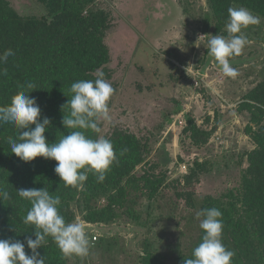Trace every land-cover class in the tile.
Instances as JSON below:
<instances>
[{"label":"trees","instance_id":"trees-1","mask_svg":"<svg viewBox=\"0 0 264 264\" xmlns=\"http://www.w3.org/2000/svg\"><path fill=\"white\" fill-rule=\"evenodd\" d=\"M37 1L43 8L41 14L22 15L11 0H0V54L9 48L15 53L0 65L7 69V75H0V106L8 105L21 85L34 83L37 89L28 95L36 99L41 121L44 117L50 119L44 135L49 143H55L71 131L61 121L68 113L67 108L62 111V105L71 96L73 82L94 80L97 70L103 71L114 88L108 102L110 110L117 91L107 44L114 14L108 0ZM207 7L209 36H227L229 7H244L264 20V0H207ZM207 51L202 71L211 66L220 70ZM252 55L245 47L240 55L230 57L229 63L232 67L246 65L254 58ZM236 111L249 113L245 133L255 147L238 157L236 178L217 195L201 194L193 187L207 170V161H196L183 180L170 183L167 172L149 159L151 148L143 134L120 126L105 131L103 121L98 133L88 130L86 135L111 140L117 161L110 166L103 182H97L89 173L82 186L66 187L54 171L57 161L38 156L24 162L12 153L8 138L15 139L18 130L12 124H0V188L9 193V199L0 202V239H35L34 226L23 222L31 203L21 198L17 190L46 188L51 195L59 196V212L66 222L77 221L76 208H80L86 212L87 225L113 223L122 213L148 225L156 218L162 202H168L166 206L177 220L178 230L179 221L186 220V229L180 228L185 244L160 247L154 240H145L140 264H184L185 258H192V251L204 234L196 213L212 207L222 212V243L235 252L231 264H264V78L244 92ZM216 113L218 121L212 130L199 127L193 116L185 113L184 131L196 145L208 142L219 126V107ZM121 149L127 151L120 155ZM166 188H171L174 195H164ZM145 215L148 220H144ZM38 251L45 256V264H70L69 257L62 255L50 236ZM25 252L30 254L27 246Z\"/></svg>","mask_w":264,"mask_h":264},{"label":"rangeland","instance_id":"rangeland-1","mask_svg":"<svg viewBox=\"0 0 264 264\" xmlns=\"http://www.w3.org/2000/svg\"><path fill=\"white\" fill-rule=\"evenodd\" d=\"M11 2L22 15L43 11L37 0ZM108 2L114 23L107 44L117 91L104 130L120 126L143 134L151 148L149 159L167 172L170 183L183 180L196 161H207V170L193 187L201 194H219L236 178L238 157L255 147L245 133L250 115L236 108L244 92L264 78V20L242 29L248 40L245 47L254 58L233 67L238 73L233 78L214 66L202 71L209 37L207 0ZM200 35H205L203 40L198 39ZM218 107L219 126L208 142L196 145L184 131L185 113H190L199 127L212 130L218 121ZM163 194L174 195L171 188ZM167 203L162 202L148 225L125 213L110 224L87 225L86 212L76 208L77 221L86 225L90 249L85 257L70 256L68 263L140 264L145 240H154L160 247L185 244L180 228L186 229V220L179 221L178 230Z\"/></svg>","mask_w":264,"mask_h":264},{"label":"clouds","instance_id":"clouds-1","mask_svg":"<svg viewBox=\"0 0 264 264\" xmlns=\"http://www.w3.org/2000/svg\"><path fill=\"white\" fill-rule=\"evenodd\" d=\"M259 23V18L248 9L229 7L225 24L227 36L208 37L207 52L217 61L224 76L234 78L238 74L230 65L229 58L240 55L248 44L247 37L241 34L242 29ZM204 37L200 35L198 39L203 40ZM14 54L11 48L6 49L0 54V65ZM0 75H7V69L0 68ZM95 76L94 80H78L71 84V96L62 105V111L67 108L68 113H64L61 121L71 131L55 143H49L44 135L50 119L44 117L41 121L36 99L28 95L37 89L34 83L21 85L11 97V102L0 106V124H12L18 130L15 139L8 138L11 152L24 162L38 156L57 161L54 171L66 187L82 186L89 173L96 177L97 182H103L110 166L117 161L111 140L103 136L92 139L86 135L88 130L98 133L100 123L111 120L108 102L114 88L104 78L103 71L97 70ZM126 151L121 149L120 155ZM17 193L31 203L23 222L34 226L35 239L30 236L25 237L24 242L0 239V264H45V256L38 249L49 236L65 257H85L89 254L86 225L80 221H65L58 208L61 203L59 196L51 195L46 188L19 189ZM8 199L9 193L0 188V202ZM196 217L204 234L193 249L192 258H185L184 264H231L235 252L222 243V212L215 207L204 208L196 213ZM25 246L30 249V254L25 252Z\"/></svg>","mask_w":264,"mask_h":264},{"label":"built area","instance_id":"built-area-1","mask_svg":"<svg viewBox=\"0 0 264 264\" xmlns=\"http://www.w3.org/2000/svg\"><path fill=\"white\" fill-rule=\"evenodd\" d=\"M93 239L96 240L97 239V235H94Z\"/></svg>","mask_w":264,"mask_h":264}]
</instances>
